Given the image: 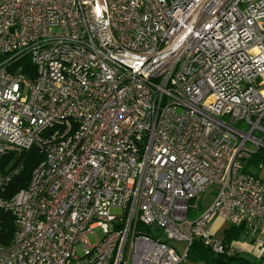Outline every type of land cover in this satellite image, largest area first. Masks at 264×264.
Listing matches in <instances>:
<instances>
[{
  "label": "built area",
  "instance_id": "1",
  "mask_svg": "<svg viewBox=\"0 0 264 264\" xmlns=\"http://www.w3.org/2000/svg\"><path fill=\"white\" fill-rule=\"evenodd\" d=\"M34 146L4 196L6 158ZM258 151L264 0H0V211L17 226L0 264H182L195 240L264 260Z\"/></svg>",
  "mask_w": 264,
  "mask_h": 264
},
{
  "label": "trees",
  "instance_id": "2",
  "mask_svg": "<svg viewBox=\"0 0 264 264\" xmlns=\"http://www.w3.org/2000/svg\"><path fill=\"white\" fill-rule=\"evenodd\" d=\"M14 159L15 165L20 166V171L16 174L5 189L4 196L10 197L19 190L27 187L32 171L44 159L43 151L34 146L29 150L21 151L9 155L6 160ZM250 167L256 169V176H264V151H258L247 161L246 170ZM190 214L198 213L202 207L191 201ZM16 222L12 215L0 211V242L9 243L16 230ZM139 234L155 238L156 235L151 228L144 225L137 226ZM244 233V228L231 226L224 230L223 239L225 242H232ZM184 264H264V260L253 259L246 254L235 253L233 255L217 254L212 252L208 247L202 245L201 241L195 240L188 248Z\"/></svg>",
  "mask_w": 264,
  "mask_h": 264
},
{
  "label": "rangeland",
  "instance_id": "3",
  "mask_svg": "<svg viewBox=\"0 0 264 264\" xmlns=\"http://www.w3.org/2000/svg\"><path fill=\"white\" fill-rule=\"evenodd\" d=\"M211 200H212V196L209 193H207V194L201 196L200 199L196 200L195 202H196L197 205L201 204V207H203L205 209V208H207L209 206ZM111 214L120 215L121 212H119L116 209H112L111 210ZM229 227H231V225L229 223L223 222L219 218H215L212 221V230L214 232L215 238H217V239L222 238L224 230L229 228ZM98 235H100L99 232L96 235H95V233H93V234H89L87 236L88 241L90 242V244H94L96 242V237H98ZM241 240H242V236H241ZM176 246L178 248H181L182 245L181 244H176ZM182 264H184V263H182Z\"/></svg>",
  "mask_w": 264,
  "mask_h": 264
},
{
  "label": "crops",
  "instance_id": "4",
  "mask_svg": "<svg viewBox=\"0 0 264 264\" xmlns=\"http://www.w3.org/2000/svg\"><path fill=\"white\" fill-rule=\"evenodd\" d=\"M237 240H238V239H237ZM238 241H240V242L242 241L240 237H239V240H238ZM238 241H237L236 243H240V242H238ZM240 244H242V243H240Z\"/></svg>",
  "mask_w": 264,
  "mask_h": 264
}]
</instances>
